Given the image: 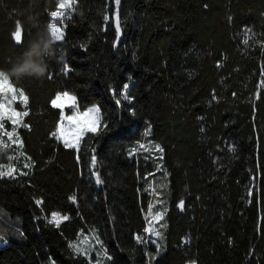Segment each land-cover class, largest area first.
<instances>
[{
    "label": "trees",
    "instance_id": "16d2710c",
    "mask_svg": "<svg viewBox=\"0 0 264 264\" xmlns=\"http://www.w3.org/2000/svg\"><path fill=\"white\" fill-rule=\"evenodd\" d=\"M61 1L0 0V69L34 37L27 17L48 25ZM60 21L45 77H10L29 127L21 154L0 143V170L15 166L0 177V208L21 220L4 221L0 264H95L72 247L85 232L105 250L100 264H148L156 160L132 152L148 127L168 193L163 252L149 264H264V0H75ZM64 91L101 110L79 149L51 135Z\"/></svg>",
    "mask_w": 264,
    "mask_h": 264
},
{
    "label": "snow or ice",
    "instance_id": "6c2138e0",
    "mask_svg": "<svg viewBox=\"0 0 264 264\" xmlns=\"http://www.w3.org/2000/svg\"><path fill=\"white\" fill-rule=\"evenodd\" d=\"M75 0H62L61 3L58 5V9H66V8H72ZM116 3H119V0H116ZM64 16V12L62 11H53L50 13L51 22L47 25L48 28L51 31V34L53 36V39L56 42H60L64 40V30L63 27L57 26V20L58 18H62ZM108 17H105V20H107ZM117 31H119V18L117 17ZM246 31H250L246 30ZM13 36L15 40L19 43L21 42V36H22V28H17L15 32L13 33ZM244 43H247V39H245ZM127 88L128 85H124V92L121 93V95L124 96L125 99H128L127 96ZM17 93L19 95H17ZM9 94H11V99H9ZM20 99L21 102L24 104L25 108L27 107V101L28 97L24 93L22 89H16L13 87L10 79L8 76H6L4 73L0 72V121H3L4 119L10 120L13 125H18L20 122H22L23 116H27L28 112L24 111L23 113L16 112L14 108H12V103L16 101L17 99ZM120 101L118 100L117 103ZM51 104L53 107L58 108L61 110L60 113V122L57 126L56 131H53L51 135L55 137L58 140H62L63 144L66 148H79V142L83 138V136L86 133H96L99 131V121L98 118L93 117V113H97L99 111L98 108H90L84 113H79L78 109L73 113L72 116H65L63 109L68 106L72 108H76V97L70 95L68 92L64 93H57L55 98L51 100ZM81 116L88 118L87 122L81 120ZM19 117L20 121H18L16 118ZM65 121L68 122L67 127H65ZM24 127H29L27 124L23 125ZM3 123H0V130H3ZM4 135H6L9 140H12L13 143H19L22 146V141H20L19 135L16 132V129L13 128L12 132H3ZM15 136V139L13 137ZM7 146V145H5ZM156 147L163 152V149L160 148L159 145H156ZM11 159V158H10ZM93 164L96 162V157L93 156L92 158ZM26 174V173H25ZM13 176L14 175V169L9 168L8 171L0 170V177L2 176ZM97 182L100 183V177L97 175ZM73 200H75V197H72ZM37 204H40L41 201L37 200ZM179 207H183V201L180 202ZM163 214H159L156 218L160 219L162 218ZM53 222L59 224L60 220H66L68 219L67 216L60 217L58 213H52ZM151 229H147L146 231H150ZM156 236H160L159 232H155ZM137 240H140V237H137ZM72 247L75 249V251L78 254H83L85 256L88 255V251L84 248H82L78 244H73ZM97 264H100L99 261H97Z\"/></svg>",
    "mask_w": 264,
    "mask_h": 264
},
{
    "label": "rangeland",
    "instance_id": "374dc122",
    "mask_svg": "<svg viewBox=\"0 0 264 264\" xmlns=\"http://www.w3.org/2000/svg\"><path fill=\"white\" fill-rule=\"evenodd\" d=\"M57 10L62 11L64 13L66 11V9H57ZM60 19L61 18H58V20H57V26L63 27V24L61 23ZM0 70H2V69H0ZM12 85L16 89H22L21 87L15 85L13 83H12ZM64 92H68V91H64ZM64 92H59V93H64ZM24 93H25V91H24ZM68 93L72 96H75L71 92H68ZM17 95H19V94L17 93ZM8 98L11 99V94H9ZM93 107L99 109V111L97 113H93L92 115H93V117L98 118V121H99L98 127H100L101 110H100V107L98 104H92L89 107H87L86 109L82 110L78 107L77 99H76V108L75 109L72 107L66 106L63 109V111H64L65 116H72L73 113L77 109H78L79 113L82 114L85 111H87L88 109L93 108ZM12 108H14L16 112H20V113H23L24 111L28 112L27 107L25 108L24 104L21 102V100L19 98L12 103ZM24 118H25V116H23L22 122H20L18 125H13L12 122L10 120H7V119L0 121V123H3V126H4L3 130H0V133H1L0 143L3 146H5V145L12 146L13 149L17 150V153H19V154H21L20 153L21 145L19 143H13L12 140H9V138L3 134V132H5V131L6 132H12L13 128H15L16 132L19 135L18 129H19V127H21L25 124ZM16 119L18 121H20L19 117H17ZM81 120L87 122L88 118L81 116ZM7 121L10 123V127L6 126ZM67 124H68V122L65 121V127H67ZM149 129L150 128L148 127L144 130L143 140H141L138 143V145L134 146L132 149V152H139L140 151L147 156L154 157L156 160V169L153 172L155 175H154V177H151V179L149 180V183H148L149 192H150L152 198H151V202H150L148 209L145 211V216L147 218V229H151L150 231H147V237H148L147 239L155 247V249L152 251L148 250V258H149L148 264L150 263L151 258L152 259L157 258L163 252V248H161L160 236H156L155 232H159L161 235V231L163 228L162 218L164 216L165 209L167 208V203H168L167 202V194L168 193H167V186H166V179H165L166 174L164 172V167H163L162 162L160 160L161 151L156 147V145H159V144L149 138ZM19 138H20V141H22L20 135H19ZM13 139H15V136L13 137ZM80 143H81V140L79 142V146H80ZM23 156H24V154H23ZM93 168H94V164L92 163V170H93ZM159 214H163L162 218L157 219L156 217ZM0 216H1V218L3 217L2 219L4 221L7 220V222L10 221L11 224L12 223L15 224V227L16 226L18 227L20 225L21 220L19 217H11V216H9V214L6 211H4L1 208H0ZM60 217H63V216L60 215ZM52 219H53V217H52ZM62 220L63 219H61L60 221H62ZM7 230H8V228H4L0 222V246H2L5 243L4 239L7 237V234H8ZM73 244H78L82 248L86 249L88 251V255H87L88 257L95 255V257H94L95 260L93 261L95 264L97 263V261L103 262L105 257H106V253H105L103 246L101 245L100 241L97 239V237L95 236V234L93 232L83 233L79 237L78 240L72 242V245ZM188 264H196V263L190 262Z\"/></svg>",
    "mask_w": 264,
    "mask_h": 264
},
{
    "label": "clouds",
    "instance_id": "9594fccd",
    "mask_svg": "<svg viewBox=\"0 0 264 264\" xmlns=\"http://www.w3.org/2000/svg\"><path fill=\"white\" fill-rule=\"evenodd\" d=\"M27 22L34 28L36 33L29 40L27 47L17 57L10 69L0 70L6 76L14 77L20 81L25 77L43 78L48 72V60L55 57L57 52V42L53 39L47 24L41 26L39 20L34 16L27 17ZM22 28L23 24L17 23V28ZM15 29V30H16Z\"/></svg>",
    "mask_w": 264,
    "mask_h": 264
},
{
    "label": "crops",
    "instance_id": "0c3cea01",
    "mask_svg": "<svg viewBox=\"0 0 264 264\" xmlns=\"http://www.w3.org/2000/svg\"><path fill=\"white\" fill-rule=\"evenodd\" d=\"M9 168L15 169V166L12 165V166H10ZM2 218H3V217H2ZM2 218H1V216H0V222H1L2 226L5 228L6 224H5V222H4V220H3Z\"/></svg>",
    "mask_w": 264,
    "mask_h": 264
},
{
    "label": "water",
    "instance_id": "95a60500",
    "mask_svg": "<svg viewBox=\"0 0 264 264\" xmlns=\"http://www.w3.org/2000/svg\"><path fill=\"white\" fill-rule=\"evenodd\" d=\"M95 178H96V180H97V174H95Z\"/></svg>",
    "mask_w": 264,
    "mask_h": 264
}]
</instances>
